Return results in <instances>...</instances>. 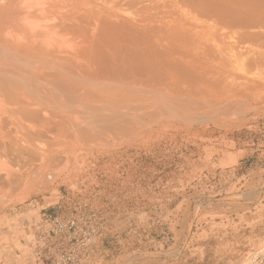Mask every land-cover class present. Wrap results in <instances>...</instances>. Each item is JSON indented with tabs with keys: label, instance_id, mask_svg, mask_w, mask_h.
<instances>
[{
	"label": "rangeland",
	"instance_id": "rangeland-1",
	"mask_svg": "<svg viewBox=\"0 0 264 264\" xmlns=\"http://www.w3.org/2000/svg\"><path fill=\"white\" fill-rule=\"evenodd\" d=\"M195 2L224 0H0V264L34 263L58 201L95 264L264 243V22Z\"/></svg>",
	"mask_w": 264,
	"mask_h": 264
},
{
	"label": "built area",
	"instance_id": "built-area-1",
	"mask_svg": "<svg viewBox=\"0 0 264 264\" xmlns=\"http://www.w3.org/2000/svg\"><path fill=\"white\" fill-rule=\"evenodd\" d=\"M50 181L52 176H48ZM58 201L53 206L40 211V221L33 224L34 237L32 247L37 257L33 264H95L93 250L97 245L92 232L72 226H66L60 216ZM95 231H93L94 233ZM238 264H264V243L251 248Z\"/></svg>",
	"mask_w": 264,
	"mask_h": 264
},
{
	"label": "bare ground",
	"instance_id": "bare-ground-1",
	"mask_svg": "<svg viewBox=\"0 0 264 264\" xmlns=\"http://www.w3.org/2000/svg\"><path fill=\"white\" fill-rule=\"evenodd\" d=\"M235 1H237V0H235ZM238 3L239 4L236 3L237 6L239 5L238 8L237 7L232 8L231 0H224V3L222 5L221 4L218 5V4H214V3H211V4L208 3V5L205 7L203 5V3L200 6V3H198V2H195L194 5H196V6L198 5L199 7H201L200 10H202V11H203V9H205L206 11L205 10L204 11L207 13H209L208 11H210V13L211 12L216 13L222 19H224L227 22V24L231 23V24H236L240 27L251 28V27L256 26V25L258 26L259 23L264 22V1H263V5H261L262 2H258L257 0H240V1H238ZM8 20H9V18H8ZM193 20L197 24H199V23L201 24V22L199 20H197V19H193ZM181 33H183V32L181 31ZM185 34L186 33L184 32V35ZM192 34H196V32H193ZM249 35H250V32H249Z\"/></svg>",
	"mask_w": 264,
	"mask_h": 264
}]
</instances>
